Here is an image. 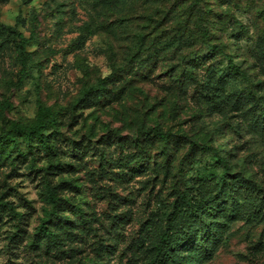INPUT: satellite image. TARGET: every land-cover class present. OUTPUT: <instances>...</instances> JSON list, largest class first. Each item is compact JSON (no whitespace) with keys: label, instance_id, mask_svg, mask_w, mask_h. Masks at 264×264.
Listing matches in <instances>:
<instances>
[{"label":"rangeland","instance_id":"374dc122","mask_svg":"<svg viewBox=\"0 0 264 264\" xmlns=\"http://www.w3.org/2000/svg\"><path fill=\"white\" fill-rule=\"evenodd\" d=\"M41 106L50 150L0 145V264H264V0H0V134Z\"/></svg>","mask_w":264,"mask_h":264},{"label":"trees","instance_id":"16d2710c","mask_svg":"<svg viewBox=\"0 0 264 264\" xmlns=\"http://www.w3.org/2000/svg\"><path fill=\"white\" fill-rule=\"evenodd\" d=\"M166 44L167 43L161 42L160 45H157L152 52L153 55H149V57H152L155 60L159 54L157 52H160L163 47H166ZM145 64H148V61H146ZM57 118L56 113H51L50 109L41 106L37 118L32 125L15 124L9 130L0 134L1 150L4 151L5 145H8L13 150L23 153L21 148L22 140L29 148H31L33 143L37 141L38 144L44 148V150H50L52 135L49 131L57 125ZM158 134L162 137L168 136V134L163 133L161 130H158ZM20 136L22 137V140L20 139ZM213 158L216 163L223 165L225 171L228 169L225 157L214 153ZM50 198L54 204L57 203V196L52 190H50ZM50 218H52V216ZM47 221L48 219L43 221L41 229L45 235L54 237L55 233L48 227ZM182 236V232L176 231L171 233L169 230L164 231L158 239V242L155 244V258L160 262L163 261L169 251L175 248V245L183 239Z\"/></svg>","mask_w":264,"mask_h":264}]
</instances>
